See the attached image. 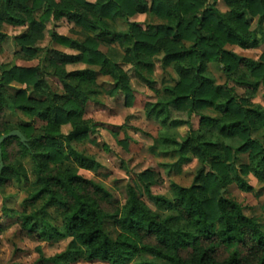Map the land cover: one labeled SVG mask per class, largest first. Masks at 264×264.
<instances>
[{
	"label": "clouds",
	"instance_id": "9594fccd",
	"mask_svg": "<svg viewBox=\"0 0 264 264\" xmlns=\"http://www.w3.org/2000/svg\"><path fill=\"white\" fill-rule=\"evenodd\" d=\"M0 264H264V0H0Z\"/></svg>",
	"mask_w": 264,
	"mask_h": 264
},
{
	"label": "trees",
	"instance_id": "16d2710c",
	"mask_svg": "<svg viewBox=\"0 0 264 264\" xmlns=\"http://www.w3.org/2000/svg\"><path fill=\"white\" fill-rule=\"evenodd\" d=\"M14 19L13 17L9 16V20ZM175 55H181V53H176ZM23 92V90H17V95L19 96L21 93ZM186 97L183 95L177 96L176 99H185ZM31 99V98H29ZM205 103H208L209 101H204ZM73 219H75V217H73Z\"/></svg>",
	"mask_w": 264,
	"mask_h": 264
}]
</instances>
